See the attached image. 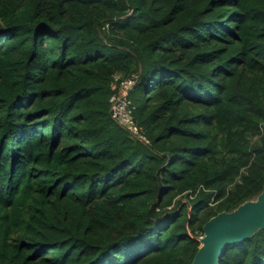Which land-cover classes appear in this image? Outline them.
Instances as JSON below:
<instances>
[{
  "label": "trees",
  "instance_id": "1",
  "mask_svg": "<svg viewBox=\"0 0 264 264\" xmlns=\"http://www.w3.org/2000/svg\"><path fill=\"white\" fill-rule=\"evenodd\" d=\"M263 184L264 0H0V264H191Z\"/></svg>",
  "mask_w": 264,
  "mask_h": 264
},
{
  "label": "water",
  "instance_id": "2",
  "mask_svg": "<svg viewBox=\"0 0 264 264\" xmlns=\"http://www.w3.org/2000/svg\"><path fill=\"white\" fill-rule=\"evenodd\" d=\"M264 228V184L255 199L244 201L232 211H221L202 226L200 246L191 264H219L225 249L244 242Z\"/></svg>",
  "mask_w": 264,
  "mask_h": 264
},
{
  "label": "built area",
  "instance_id": "3",
  "mask_svg": "<svg viewBox=\"0 0 264 264\" xmlns=\"http://www.w3.org/2000/svg\"><path fill=\"white\" fill-rule=\"evenodd\" d=\"M121 76L115 74L112 76L110 88L112 90L109 96V111L111 118L122 128L129 131L133 136L148 140L144 136L143 129L138 125L134 115V105L129 98V92L133 89L137 81V75Z\"/></svg>",
  "mask_w": 264,
  "mask_h": 264
},
{
  "label": "rangeland",
  "instance_id": "4",
  "mask_svg": "<svg viewBox=\"0 0 264 264\" xmlns=\"http://www.w3.org/2000/svg\"><path fill=\"white\" fill-rule=\"evenodd\" d=\"M115 74H119V75L123 76V75L120 74V73H115ZM115 74H113V75L115 76ZM131 75H132V74H131ZM131 75H129V76H131ZM114 76H113V77H114ZM135 76H136V75H135ZM134 108H135V106H134ZM183 200L185 201V199H183ZM173 204H174V203H172L170 206H173ZM170 206H169V207H170Z\"/></svg>",
  "mask_w": 264,
  "mask_h": 264
}]
</instances>
